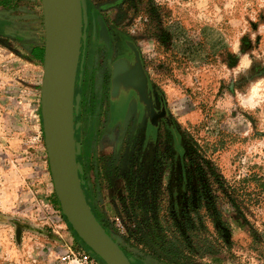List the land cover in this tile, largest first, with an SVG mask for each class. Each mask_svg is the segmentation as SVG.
Returning <instances> with one entry per match:
<instances>
[{
    "label": "rangeland",
    "instance_id": "374dc122",
    "mask_svg": "<svg viewBox=\"0 0 264 264\" xmlns=\"http://www.w3.org/2000/svg\"><path fill=\"white\" fill-rule=\"evenodd\" d=\"M82 5L75 144L97 219L133 264H169L148 253L142 220L151 213H136L134 198L156 207L169 186L182 196L185 185L159 165L167 157L181 166L185 130L200 127L202 137L223 140L211 158L226 187L243 194L239 209L221 205L226 241L198 264H264V0ZM45 41L43 0H0V264H70L62 258L71 248L96 254L64 214L54 185L41 101ZM125 53L146 68L155 109L164 112L156 122L136 90L125 85L112 95L110 61ZM135 181L151 190L134 195ZM215 230L210 224L216 239Z\"/></svg>",
    "mask_w": 264,
    "mask_h": 264
},
{
    "label": "water",
    "instance_id": "95a60500",
    "mask_svg": "<svg viewBox=\"0 0 264 264\" xmlns=\"http://www.w3.org/2000/svg\"><path fill=\"white\" fill-rule=\"evenodd\" d=\"M45 13V70L42 86V116L54 185L62 210L81 238L107 264H133L119 243L95 216L80 177L74 129V99L83 28L82 0H43ZM113 94L124 81L145 102L148 76L139 61L129 69L125 60L115 63ZM164 111V110H163ZM164 112L156 115L157 120Z\"/></svg>",
    "mask_w": 264,
    "mask_h": 264
},
{
    "label": "trees",
    "instance_id": "16d2710c",
    "mask_svg": "<svg viewBox=\"0 0 264 264\" xmlns=\"http://www.w3.org/2000/svg\"><path fill=\"white\" fill-rule=\"evenodd\" d=\"M199 130L200 127L194 132L185 130L184 138L188 151L181 166L178 165L180 167L177 166L176 160L167 157L162 158L159 165L160 171L168 173L169 179L175 177L177 184L185 185L182 196L174 197V188L169 186L170 194L167 198L158 200L156 207L150 203L144 206V198L134 196L136 213L140 216L145 212L151 213L148 218L142 220L148 225L146 236L151 242L148 253L169 264H198L199 260L215 255L218 246L216 242L226 241L219 225H228L221 205L231 204L236 209L241 206L236 202V198L242 195L243 191L226 187L224 174L211 158L223 144V140L220 138L211 141L210 137H202ZM168 143L172 145V139ZM151 187L149 184L141 185L139 181H135L129 189L135 195L139 190L150 191ZM210 224L216 228V239L209 234Z\"/></svg>",
    "mask_w": 264,
    "mask_h": 264
},
{
    "label": "flooded vegetation",
    "instance_id": "af4514ba",
    "mask_svg": "<svg viewBox=\"0 0 264 264\" xmlns=\"http://www.w3.org/2000/svg\"><path fill=\"white\" fill-rule=\"evenodd\" d=\"M107 34H108V39H109V31L107 30ZM119 60H125L126 63H127V66L129 69H133L135 68V66L137 65V63L139 61H137L135 64L133 63V59H132V55H130L129 53H125L124 55H120L118 57H116L115 59L112 60V62L110 61V63H112V95L114 98H117L119 95H121V93L123 92L124 88H125V85L128 86L129 88L131 89H134L136 90L133 86L127 84L125 81H124V70L123 69H119V73H120V85H119V88H118V91L113 94V77H114V71H115V63ZM143 65V64H142ZM145 71H146V68L145 66L143 65ZM77 73H78V69H77ZM146 74H147V71H146ZM148 76V75H147ZM148 83H149V79H148ZM76 86H77V77H76V85H75V90H76ZM137 91V90H136ZM140 95V94H139ZM147 96L148 98H151L152 99V102H146L150 107H151V116L152 118H154L153 116V111L156 112V115L158 114H161L162 112H157V110L155 109V102H154V98L150 95V92L148 91L147 92ZM158 119V118H157ZM157 121V120H156ZM154 120V122H156Z\"/></svg>",
    "mask_w": 264,
    "mask_h": 264
},
{
    "label": "built area",
    "instance_id": "2783aa9c",
    "mask_svg": "<svg viewBox=\"0 0 264 264\" xmlns=\"http://www.w3.org/2000/svg\"><path fill=\"white\" fill-rule=\"evenodd\" d=\"M62 259L69 260L70 264H107L97 254L94 255L78 248H71L68 255L63 256Z\"/></svg>",
    "mask_w": 264,
    "mask_h": 264
}]
</instances>
